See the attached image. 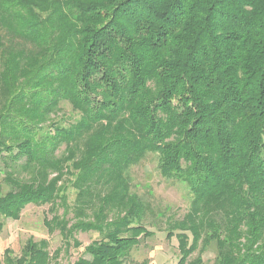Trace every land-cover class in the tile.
Wrapping results in <instances>:
<instances>
[{
  "label": "trees",
  "instance_id": "16d2710c",
  "mask_svg": "<svg viewBox=\"0 0 264 264\" xmlns=\"http://www.w3.org/2000/svg\"><path fill=\"white\" fill-rule=\"evenodd\" d=\"M63 104L79 119L57 120ZM153 155L163 179L191 189L189 211L167 223L177 264H203L209 249L214 264H264V0H0V158L13 186L0 215L54 213L74 177L81 223L61 235L106 239L76 264H126L152 236L130 171ZM111 209L122 219L81 220ZM48 247L6 250L5 262L51 264Z\"/></svg>",
  "mask_w": 264,
  "mask_h": 264
},
{
  "label": "rangeland",
  "instance_id": "374dc122",
  "mask_svg": "<svg viewBox=\"0 0 264 264\" xmlns=\"http://www.w3.org/2000/svg\"><path fill=\"white\" fill-rule=\"evenodd\" d=\"M63 109L64 112L57 116V120L69 123L79 119L68 104H63ZM14 153L16 154L17 150ZM158 161V157L155 155L149 156L130 171L132 191L149 207L144 225L152 236L147 238L143 234L138 236L137 240L144 237L140 244L133 249L126 264H140L144 261H148V264H177L180 259L177 238H167V223L169 220L182 219L189 211L192 199L191 189L184 183L163 179L158 168ZM7 168L11 170V167H5L3 159L0 158V193L13 189L9 180L5 179ZM67 178L64 183L65 191L67 190L66 196H64L65 202L58 203L54 213L49 205H28L18 220L0 215V264L7 263V261L5 262L6 250L11 251L12 257H19L22 249L29 242L38 243L42 240L47 241L49 245L48 252L53 258L51 264H76L79 259H91L87 250L106 240L104 234L96 231H79L72 234L73 238L70 240L69 234L61 235L60 225L67 227L69 231L74 224L81 223L79 219L73 217L72 207L77 192L70 182L75 178L70 176ZM97 203L95 202L94 208L100 206ZM95 210L97 211V209ZM86 213L90 215L89 218H81V220L83 223L90 222L94 226L98 223L100 226L101 222L111 224L115 220L122 219L123 216L119 211L111 209L102 213V216L95 221L97 212ZM49 223L53 232H49L51 229ZM215 253L214 249H209L204 253L203 264H214ZM193 257L196 258L198 255L194 254Z\"/></svg>",
  "mask_w": 264,
  "mask_h": 264
}]
</instances>
